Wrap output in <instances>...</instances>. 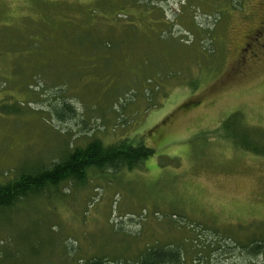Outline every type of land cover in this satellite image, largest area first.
Instances as JSON below:
<instances>
[{"label":"rangeland","instance_id":"rangeland-1","mask_svg":"<svg viewBox=\"0 0 264 264\" xmlns=\"http://www.w3.org/2000/svg\"><path fill=\"white\" fill-rule=\"evenodd\" d=\"M261 28L264 0H0V183L94 138L155 152L1 212L0 264H264V156L222 130L264 145Z\"/></svg>","mask_w":264,"mask_h":264},{"label":"trees","instance_id":"trees-1","mask_svg":"<svg viewBox=\"0 0 264 264\" xmlns=\"http://www.w3.org/2000/svg\"><path fill=\"white\" fill-rule=\"evenodd\" d=\"M58 114L61 119L70 117L73 109L68 104L61 107ZM237 114L230 116L222 124L224 136L231 142L251 153L264 156V145L258 136L248 137L251 129H236ZM236 129V131H235ZM239 133V134H237ZM242 136V137H241ZM264 136V135H263ZM154 150L145 144L137 146L123 140L118 144L106 145L99 139L89 140L84 147H70L64 160H59L50 167H38L16 172V175L8 181L0 183V214L14 207L16 203L45 193L50 187H58L66 181L84 182L90 171L118 173L121 170L139 167L142 163L152 158ZM90 170V171H89ZM260 242V243H259ZM262 242V243H261ZM264 240L256 241L248 249L252 254L262 252ZM139 264H176L178 260L174 256L165 258V254L154 249H147V253L140 254ZM158 257L157 259H154ZM78 264H106L102 257L94 259H81ZM138 264V263H137Z\"/></svg>","mask_w":264,"mask_h":264},{"label":"flooded vegetation","instance_id":"flooded-vegetation-1","mask_svg":"<svg viewBox=\"0 0 264 264\" xmlns=\"http://www.w3.org/2000/svg\"><path fill=\"white\" fill-rule=\"evenodd\" d=\"M263 35H264V28H261V30H257L253 34V36L248 38L249 42L246 43V45H245L246 48L242 49L243 57H242L240 63H245V61L248 60V57H252V58L257 57L253 52H251V50L256 48V46H260V47L264 48V44L261 45V41H260L263 38Z\"/></svg>","mask_w":264,"mask_h":264}]
</instances>
